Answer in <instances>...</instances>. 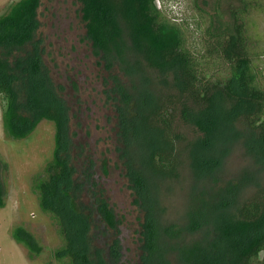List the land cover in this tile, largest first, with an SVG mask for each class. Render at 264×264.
Returning a JSON list of instances; mask_svg holds the SVG:
<instances>
[{
	"label": "trees",
	"instance_id": "obj_1",
	"mask_svg": "<svg viewBox=\"0 0 264 264\" xmlns=\"http://www.w3.org/2000/svg\"><path fill=\"white\" fill-rule=\"evenodd\" d=\"M197 1L192 0L194 7L203 11ZM236 1L238 7L228 8L230 24L220 13L208 15L196 56L180 25L162 15L155 0H78L97 65L110 74L117 68L127 80L101 78L104 85L113 80L104 93L119 105L118 132L109 141L120 146L132 205L144 211L135 233L128 232L127 248L115 236L120 220L94 177V162L79 170L72 164L69 109L36 39L41 0H19L0 15L5 132L11 139H25L43 120L55 129L46 178L39 177L35 185L38 206L54 219L62 240L51 254L54 263L264 264V74L255 65L259 56L245 23L252 11L264 12V0ZM135 79L147 87L140 98L133 95ZM132 109L147 136L137 165L125 153L129 128L135 126ZM178 121L192 137L176 131ZM236 149L254 168L210 191L206 185L219 181ZM183 161L191 175L189 207L176 227L160 221L157 200L165 183L179 179ZM249 188L256 192L246 197ZM2 192L0 185V208ZM12 238L33 257L41 254L42 247L22 227L12 231Z\"/></svg>",
	"mask_w": 264,
	"mask_h": 264
},
{
	"label": "rangeland",
	"instance_id": "obj_2",
	"mask_svg": "<svg viewBox=\"0 0 264 264\" xmlns=\"http://www.w3.org/2000/svg\"><path fill=\"white\" fill-rule=\"evenodd\" d=\"M17 1L19 0H0V15L5 14L10 5ZM75 2L77 1L42 0L38 16L40 27L36 39L40 42L43 63L49 70L58 94L66 100L69 109L68 135L72 142V164L79 170V167L83 168L82 165L85 163L94 162V177L104 189L107 200L114 207L120 220L119 231L115 236L120 235L123 245L127 248V246L130 247V241L127 242L128 232L135 233V228H138L139 224L136 220L143 218L144 211H139L132 205L133 194L128 189L127 170H125L124 161H120V153L117 151L120 146L117 147L115 140L114 145L111 140L109 141V138L116 137L118 132L115 117L119 105L117 101H108L104 93L106 89L113 88V80L111 79L108 85H104L101 78L105 75V78L110 80L116 75L124 82L127 80L117 68H114V72L110 74V71L106 72L103 66L97 65L98 58L94 57L92 50L89 53L81 12L79 5L77 6ZM197 2L203 11H198L192 0H155L156 7L162 15L167 20L180 25L186 36V46L196 56L201 52L200 37L208 15L215 17L220 13L223 23L230 24L231 15L228 8L239 6L236 0H198ZM217 9L219 11H216ZM55 20L58 26L57 33L65 34L64 39L61 40L62 50L57 42V45H52L49 40L51 33L49 30L54 29V26L52 23L50 26L48 24ZM72 20L74 22H71ZM245 23L250 41L259 56L255 65L264 74V12L252 11ZM65 38L71 39L69 42L72 43L80 42L75 51L70 50L73 56L76 53L80 56V49H84V51L82 49L83 66L75 60V57L67 58L69 53L64 47ZM58 39L60 38L56 35V41ZM65 51L67 53H64ZM135 80L133 95L140 98V93L147 90V87L141 83L140 79ZM61 87H63L62 91H60ZM114 97L117 95L115 94ZM133 108L136 109V107ZM129 116L135 121L133 130L138 132V136L129 128L127 141L129 146L125 153L129 161L137 165L143 138L147 137L142 135L146 126L137 118L134 110L129 113ZM176 126L179 134L185 135L186 138L192 137L190 130L180 127V121L176 123ZM54 133L53 123L43 120L27 138H9L2 121L0 100V185L3 190L4 204V207L0 208V264H57L53 262L51 254L62 245V240L57 233L54 219L40 210L35 192L38 178H46L45 167L52 160ZM121 147L125 149V146ZM75 156H78V159ZM187 166L188 163L183 161L178 170L179 179L165 183L160 191L161 201L157 200L159 204L157 206L162 208V212L157 213L160 215V221L166 225L176 226L184 223L183 216L189 207L187 191L191 184L190 169ZM253 168V164L251 167L242 150L236 149L226 160L219 181L215 185L206 186L210 191L218 190L230 180L239 181V175L243 171ZM259 175L262 177V174ZM261 183L264 184V181ZM255 192L254 188H249L245 190L244 196L249 197ZM154 197L156 196L151 191L150 201H153ZM16 227H22L29 232L42 247L38 257H33L22 245L13 240L12 231Z\"/></svg>",
	"mask_w": 264,
	"mask_h": 264
},
{
	"label": "flooded vegetation",
	"instance_id": "obj_3",
	"mask_svg": "<svg viewBox=\"0 0 264 264\" xmlns=\"http://www.w3.org/2000/svg\"><path fill=\"white\" fill-rule=\"evenodd\" d=\"M77 2H75V4L78 6L79 5V2H78V0H76ZM68 2V1H67ZM41 4H42V0H41ZM41 4H40V6H41ZM65 7H68V6H66V5H64ZM73 10H75V9H73ZM79 11H80V5H79ZM38 14H39V10H38ZM39 16V15H38ZM75 20V19H74ZM74 20H72L71 22H74ZM82 20V19H81ZM51 23L53 24L52 26H54V29H52V30H49V31H51V33H50V37H49V40L52 42V45H57L56 44V42L58 43V45H59V47L61 48V50L63 49V44H62V41L61 40H63L64 39V33L62 32V34L63 35H61V34H58L57 32V28H58V26H57V23H56V20L55 21H51L48 25L50 26L51 25ZM56 35H58L59 36V38L60 39H58V41H56ZM69 40H71V39H68V38H65V44H64V47L66 48V50H68V53L69 54H67V58L68 57H75L76 59L75 60H78V62L80 63V64H82V66H83V64H84V57L82 58V55H83V51H84V49H83V51H82V49H80L81 50V55L80 56H78L77 55V53H76V55L75 56H73L72 54V49L75 51L77 48H78V45L80 44V42H76V41H74L73 43L70 41L69 42ZM72 45H74V46H72ZM87 46H88V50H89V53L91 52V47H90V45L87 43ZM71 49V50H70ZM73 51V52H74ZM58 52H60V51H58ZM77 52V51H76ZM64 53H67V51H65ZM92 53V52H91ZM83 68V67H82ZM73 76V75H72Z\"/></svg>",
	"mask_w": 264,
	"mask_h": 264
}]
</instances>
